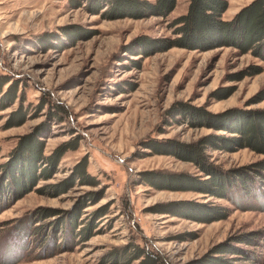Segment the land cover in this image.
Segmentation results:
<instances>
[{
  "label": "rangeland",
  "instance_id": "obj_1",
  "mask_svg": "<svg viewBox=\"0 0 264 264\" xmlns=\"http://www.w3.org/2000/svg\"><path fill=\"white\" fill-rule=\"evenodd\" d=\"M251 1L229 0L222 19L231 20ZM189 3L177 0L168 16L108 19L106 7L92 13L87 0H0V100L14 83L18 93L0 110V164L20 136L40 125L46 129L41 139L47 156L76 137L79 141L51 175L0 207V264H140L132 257L138 245L162 264H201L216 244L251 232H257L255 244L238 246L252 254L254 264H264V187L249 195L230 191L232 200L143 181L142 174L152 170L208 178L190 161L152 151L151 141L192 143L212 133L230 134L191 126L182 116L171 118L169 110L181 103L209 113L264 110V97L258 96L264 60L250 51L178 45L137 54L139 37L177 38L173 23ZM255 68L261 72L251 75ZM55 104L67 114L53 116ZM21 110L28 113L25 122L8 124ZM208 154L209 162L224 169L263 157L247 147ZM83 161L95 181L75 180L70 189L52 194L48 186L69 181ZM183 201L219 205L228 216L203 222L168 210V204ZM80 206L75 232L67 226L58 231L61 217ZM91 224L92 232L82 233Z\"/></svg>",
  "mask_w": 264,
  "mask_h": 264
},
{
  "label": "trees",
  "instance_id": "obj_2",
  "mask_svg": "<svg viewBox=\"0 0 264 264\" xmlns=\"http://www.w3.org/2000/svg\"><path fill=\"white\" fill-rule=\"evenodd\" d=\"M176 5L177 0H87V9L92 13L97 14L106 7L103 15L108 19L168 16L174 11ZM228 6L229 0H190L187 13L177 17L173 23L174 27H177L175 34H179L178 37L175 39L139 37L140 43L136 44V47L140 52L137 54L145 56L163 52L178 45L202 50L229 45L243 53L250 51L264 60V0H252L242 6L231 20H223ZM249 72L251 75H257L261 69L255 68ZM7 93L0 100V110L17 99V84L10 86ZM230 93L221 95L219 98H224L223 96ZM258 96L264 97V88L258 92ZM53 107H56L53 116L61 112L67 114L66 108L62 105L55 104ZM21 111L22 113L18 111L14 113L8 124L22 125L28 113ZM168 113L171 118L182 116L191 126H209L230 134L227 136L212 133L192 143L168 138L164 141H151L148 147L152 151L165 155L171 154L181 160L190 161L208 178L201 179V176L195 177L186 172L163 173L152 170L142 174L144 182L159 189L193 190L222 198H230L229 192L233 190L249 195L253 189L264 187V110L232 108L222 113H209L201 107L181 103L176 110L173 108ZM45 134L46 129L40 125L31 133L20 136L17 145L9 154L10 158L0 164V207H5L26 195L33 189L35 182L51 175L64 152L68 148H77L79 143L76 137L72 142L59 146L52 155L47 156L43 153L44 141L41 139ZM246 147L263 157L250 164L229 169L209 162L208 151L211 149L237 151ZM74 169L75 172L69 181L48 186L52 194L70 189L75 180L88 184L95 181L94 177L87 172L85 161L76 165ZM231 199L233 200L232 197ZM194 205L196 204L189 201L170 203L168 210L172 213L181 212L182 215L185 214L189 218L203 222H213L228 216V213L219 205L202 202L197 206ZM80 210H82L81 206L78 211L69 213L66 219L65 216L61 217L58 231L67 226L75 232V227L81 218ZM49 215H51L50 212H47L46 216ZM92 226L93 224L83 228L82 233L87 234L89 231L91 233ZM39 228L41 227H35L37 230H40ZM256 233L251 232L246 236L233 237L229 241L216 244L210 253L203 257L206 262L201 264H241L237 263L238 259L249 260L251 262L248 264H254L252 254L245 253L238 244H255V238L252 236ZM228 255L235 256L225 258ZM132 257L135 260L140 259V264H162L157 254L146 252L139 245L135 246ZM114 259L118 260L116 257Z\"/></svg>",
  "mask_w": 264,
  "mask_h": 264
}]
</instances>
